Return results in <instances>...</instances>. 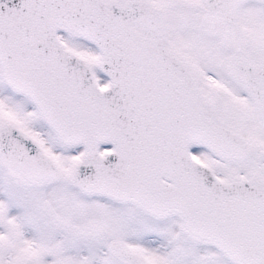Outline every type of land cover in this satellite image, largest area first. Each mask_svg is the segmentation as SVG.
Listing matches in <instances>:
<instances>
[{
    "label": "snow or ice",
    "instance_id": "6c2138e0",
    "mask_svg": "<svg viewBox=\"0 0 264 264\" xmlns=\"http://www.w3.org/2000/svg\"><path fill=\"white\" fill-rule=\"evenodd\" d=\"M0 264H264V0H0Z\"/></svg>",
    "mask_w": 264,
    "mask_h": 264
}]
</instances>
